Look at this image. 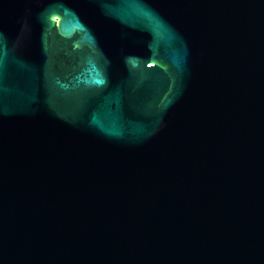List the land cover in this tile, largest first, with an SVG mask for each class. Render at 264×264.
<instances>
[{"label":"water","instance_id":"1","mask_svg":"<svg viewBox=\"0 0 264 264\" xmlns=\"http://www.w3.org/2000/svg\"><path fill=\"white\" fill-rule=\"evenodd\" d=\"M0 264H264V0H0Z\"/></svg>","mask_w":264,"mask_h":264}]
</instances>
